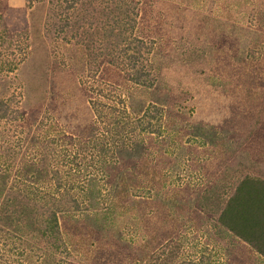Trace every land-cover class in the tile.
Returning a JSON list of instances; mask_svg holds the SVG:
<instances>
[{"label":"rangeland","instance_id":"obj_1","mask_svg":"<svg viewBox=\"0 0 264 264\" xmlns=\"http://www.w3.org/2000/svg\"><path fill=\"white\" fill-rule=\"evenodd\" d=\"M1 1L28 22V38L5 52L0 72V99L33 120L26 128L0 122V140L16 142L13 157L27 153L17 146L26 134H45V142L59 131L84 137L96 118L91 99L110 116V124L99 121L100 140L145 146L125 160L90 141L47 147L81 203L59 216L77 264H264V253L215 219L237 179L264 178V0H134L130 36L146 44L136 64L144 57L153 81L123 79L128 63L121 71L92 68L100 87L91 85L89 95L65 66L67 55L81 61L79 52L43 35L45 1ZM39 120L47 124L35 127ZM0 156L1 164L7 155ZM7 258L33 264L1 250L0 260Z\"/></svg>","mask_w":264,"mask_h":264},{"label":"trees","instance_id":"obj_2","mask_svg":"<svg viewBox=\"0 0 264 264\" xmlns=\"http://www.w3.org/2000/svg\"><path fill=\"white\" fill-rule=\"evenodd\" d=\"M44 1L43 35L49 43H56L59 39L65 44H71L67 46V50L79 52L81 61L67 55L65 66L77 73L79 83L88 95L93 89L91 85L100 87L99 80L96 82L92 76V68L100 73L106 65L121 71L124 64L128 63L126 77L123 76V79H131L146 86L152 83L153 77L150 75V67L145 63L146 59L143 57L141 64H136L146 44L144 40L130 36L135 23L134 0ZM6 9L7 5L0 0V72L3 70L5 52L14 53L19 41L28 38L25 12L17 13ZM257 20H260L259 16ZM254 25L259 26V23L255 22ZM88 62L89 68L86 66ZM77 63L80 64L79 68ZM12 69L10 66L8 71ZM118 85L120 83L111 82L109 87L115 88ZM16 86L19 85L16 83ZM91 103L97 119L91 118L84 137L59 131V134L50 136L45 142V134L43 137L35 133L26 134L23 136V144L18 143L17 146L25 145L27 153L23 152L17 159L13 157L15 140H0V151L7 155L0 164V251L13 253L14 259L18 261L21 257L33 264H77L69 254L71 252L65 242L59 216H70L80 209L81 203L69 186L64 185L67 180L62 178L58 165L52 162L54 152L47 149L50 142L59 139L68 144L76 142L83 147L90 141L94 146L98 144L102 150H108L124 160L138 158L145 148L142 141L131 138L129 146L121 143L122 140L119 145V142L114 143L113 148L107 146L105 142L108 139L100 140L95 133L99 121L110 124V116L100 115L101 109L96 107L100 106L98 100L91 99ZM135 105L137 106L136 103ZM142 107L140 105L136 110L141 111ZM16 111L7 98L0 99V122L10 121L8 123L11 125L23 123L27 125L24 128L33 122L26 121L23 109L18 110L21 117L14 115L13 112ZM144 112L139 116L136 114L135 119L139 124ZM41 123L47 124L39 120L35 127L41 126ZM55 125L48 123L49 129L56 128ZM116 127V132L122 131L119 128L124 125ZM2 131L0 130V134ZM9 150H12L11 154ZM11 168L15 171L12 176ZM119 185L122 188V184ZM46 186L47 190L43 188ZM215 212L219 225L247 242L257 252L264 253V178L242 176L237 179L231 193ZM0 264L14 262L7 258L0 260Z\"/></svg>","mask_w":264,"mask_h":264}]
</instances>
